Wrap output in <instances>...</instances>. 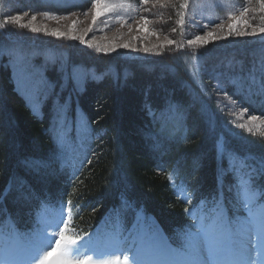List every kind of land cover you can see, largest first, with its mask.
I'll return each mask as SVG.
<instances>
[{"label":"trees","instance_id":"obj_1","mask_svg":"<svg viewBox=\"0 0 264 264\" xmlns=\"http://www.w3.org/2000/svg\"><path fill=\"white\" fill-rule=\"evenodd\" d=\"M17 1L24 11L69 15L95 0ZM126 1L164 35L153 44L164 47L104 53L17 25L0 28L2 43L28 53V72L37 69L48 92L53 86L34 113L16 87L15 57L0 56V194L6 193L0 218L10 216L20 230L31 229L45 205H67L68 234L77 239L112 216L125 227L152 219L176 248L186 226L194 224L191 211L220 202L234 215L237 162L264 199L258 167L264 137L242 129L235 112L264 118V33L237 37L218 31L226 38L188 44L245 7L255 16L251 22L264 26L257 0H222L205 17L192 16L199 0H187V9L181 7L185 0ZM77 72H83L79 81L72 76ZM58 109L65 118L83 119L76 136L65 133V141L81 151L72 168L59 161L63 144L49 116Z\"/></svg>","mask_w":264,"mask_h":264},{"label":"snow or ice","instance_id":"obj_2","mask_svg":"<svg viewBox=\"0 0 264 264\" xmlns=\"http://www.w3.org/2000/svg\"><path fill=\"white\" fill-rule=\"evenodd\" d=\"M259 3L258 11L264 13V0H257ZM147 3V0H144ZM94 14L92 23L95 25L97 19L103 15L114 12L117 8L132 9L130 3H109L108 0H95L92 5ZM187 9V0L181 5ZM250 8H243L237 16L230 12L228 19L233 21L228 25L227 35L245 36L255 35L257 32L264 33V26L256 28L251 25L247 18ZM28 13L10 15L0 22V28L5 25H17L21 29H30L34 33L43 32L46 35L62 38L66 40H79L87 47L93 48L98 52H112L119 48H130V43H109L102 44L95 40H86L84 34H76V24L72 26L69 32H62L58 29H49L38 27L34 23L36 16L32 15L31 21L25 23L24 16ZM47 15V14H45ZM57 19V17H49ZM120 22H123L121 19ZM149 21L143 18L139 26V31L145 35H155L148 29ZM179 24H184V13H180ZM223 28V25H218ZM251 28V33L248 29ZM89 28L87 31H91ZM218 33L208 31L203 36H196L195 39L188 40L189 45H206L211 40L221 39ZM168 45L174 44L175 41L167 40ZM164 47V45H153L152 48L143 47L144 52H151ZM133 50H137L133 48ZM259 118L255 115L250 116V122H255ZM264 123V121H261ZM241 128H252L247 124H241ZM26 165L31 162L25 161ZM260 174L264 175V160L260 161L258 166ZM253 174L257 173L256 168H252ZM6 193L0 194L3 199ZM245 206L247 210L246 217L235 216L229 217L228 210L223 203L216 202L206 212L200 216H193L195 224L186 226L180 235V240L176 248L171 245L161 246L159 244L150 245L147 248L135 249L129 248L127 251L132 252V256L120 252H99L93 255H79V249L76 248L78 239L68 234V224L59 231L49 232V227H55V222H45L43 226L34 233H29L21 237L19 234H13L15 241L5 253V258L0 260V264H253V260L248 255V245L246 240L250 233L257 237L258 264H264V207L257 213L255 210V193L246 188ZM70 203V202H69ZM187 211V210H186ZM69 212V218H70ZM54 245V246H52Z\"/></svg>","mask_w":264,"mask_h":264},{"label":"rangeland","instance_id":"obj_3","mask_svg":"<svg viewBox=\"0 0 264 264\" xmlns=\"http://www.w3.org/2000/svg\"><path fill=\"white\" fill-rule=\"evenodd\" d=\"M16 1L17 0L13 1L14 5L12 6L9 3V0H0V22H2L5 19V17L10 15H17V14L22 15L24 13H28L27 16H24L23 22L27 23L31 21L32 15H35L36 20L34 21V23L36 24V26L38 27L46 26L49 29V31L53 29H58L62 32H69L72 30V26L75 23L77 30L76 34L77 35L84 34L86 40L89 41L95 40L102 44H109L114 42L116 44L130 43L131 45V47L127 49L118 47L116 51L130 50V49L133 50V48L143 49V47L145 46L150 47L161 39L165 40L163 38L164 35L161 34V32L153 30L154 27L152 28V26H150V23L148 24V29L150 32L156 33L155 35H145V33L139 31V26L144 16L142 17L138 16L137 13L138 7H135L134 5L132 9L117 8L114 12L99 17L95 25H93L92 16L95 10L93 9L92 5L95 1L91 4L89 8H87L83 12L72 13L69 15H57L53 13L40 14L36 12L24 11L20 9L18 5V1L17 2ZM63 1H69V0H63ZM194 1H198V0H194ZM108 2L113 4L129 3L126 0H108ZM221 2L222 0H199L195 5V7H193L192 9L193 11L192 16L205 17L212 11L213 7L216 4H219ZM238 12L239 13L237 14V16H239L241 11ZM49 17H57V19H52ZM253 17L255 18L253 14L252 16L250 14H247V18L251 23V25L256 28H259L260 26L258 24H253L251 22V19ZM121 19L123 20V22H120ZM148 21L150 20L148 19ZM232 22L233 21L229 20L228 22L222 24L223 28L218 27L211 32L218 33V31L219 32L222 31L224 34H227L228 25ZM89 28H91L92 30L87 31ZM248 31L249 33H251V28H249ZM10 34H8V38L10 40H14L12 33ZM261 35L262 34L260 33L259 36ZM76 41L81 43L79 40ZM12 47L13 46H10L8 44L7 40H5L3 43L0 41V56L4 52L13 54V58L15 57V61L13 65H14V76H15L14 80L16 87L19 91L22 92L24 97L27 99L28 104L30 105L33 112L38 113L39 110H41L42 103L45 100V96L48 92L46 90V85H47L46 80L41 78V76H38V73L34 71L37 70L35 68H31L32 73L28 72V69L26 67L27 63L25 61V58L26 60L28 58L27 56L28 53L25 55L23 51L14 50L12 49ZM10 49H12L11 52ZM33 55H35V53ZM33 55H29V57H33ZM27 66L30 67L29 65ZM78 72L72 74V76L76 78V81H79L81 79V74H83V72L82 73H78ZM66 78L67 77H64L63 74L61 80L64 81L66 80ZM50 89H53V86L49 88V92H52V90ZM235 112H237L238 114L240 125L247 124L249 127L252 128L251 131L252 133H256L264 137V123H261V121H264V118L258 117L259 119L257 121L250 122V116L252 115L240 109H238ZM64 113H65L64 110L61 111L60 109H58L56 110V112L49 114V116L50 119H52L51 125H54L59 128L57 130V139L63 144L61 146L63 149L62 155L59 161L64 164H67L68 167L72 168L78 164L77 159L80 156L81 151L79 150L80 147H78V145H75L77 143L75 142L67 143L65 141V133L69 132L70 130H73L75 131L74 136H76V134L79 132L78 130L81 131L83 130V119L81 118V116L78 117L77 115L73 116L72 119H69V116L65 118ZM242 129L246 130L249 133L247 127ZM73 137H71V139ZM81 137H82L81 134H79L78 139H81ZM63 166L65 167V165ZM233 166L235 167L234 170L237 179L236 184L238 187L237 190L234 192V196H236V199L239 201V205H238V209L235 211L234 215L231 218H234L235 216H240V217L247 216V210L244 199L246 188L251 189L255 193L254 207L257 213H259L260 209L264 207V200H261L258 191L252 189L249 186L250 184L249 177L246 176L240 170L241 169L240 163L238 162L233 163ZM68 212L69 210L66 205H62L59 208L47 207L39 214L36 227L31 233H34L37 229L41 228L45 222H55L56 226L49 227L48 229L50 233L53 231H59L60 229L63 228L62 226H64V223H62L63 218L67 216ZM202 213L203 210L201 209H196L193 211V215L197 217L200 216ZM65 221L67 222V219H65ZM194 221L196 223L195 219ZM114 222L115 221H108L104 225H102L101 228L91 236L78 240L76 248L79 249V255L81 256L85 254L93 255V257L95 258L96 253L116 252L117 254H119L120 252H123V248L128 247L125 250V254L131 257L132 252L127 251L129 248L141 249V248H147L148 246L154 244H159L161 246L166 245L165 240L159 236L158 231L156 229L152 231V228L154 229V225L152 223H150L146 227V229L145 226L140 225L139 227H136L134 225L131 228L132 230V232H130L131 235L127 237L126 235H124L126 231H123L121 229L120 224ZM8 232H9L8 229L6 230L0 229V260H3L5 258L6 251L15 242L14 240H11L7 237ZM136 232H140L141 234L135 239L132 235ZM246 243L248 245V255L253 260V264H258L259 257L257 252L256 235L254 233H250L248 239L246 240Z\"/></svg>","mask_w":264,"mask_h":264}]
</instances>
